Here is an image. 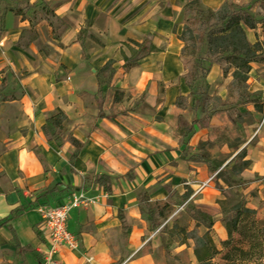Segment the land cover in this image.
Listing matches in <instances>:
<instances>
[{
    "label": "crops",
    "instance_id": "0c3cea01",
    "mask_svg": "<svg viewBox=\"0 0 264 264\" xmlns=\"http://www.w3.org/2000/svg\"><path fill=\"white\" fill-rule=\"evenodd\" d=\"M44 1L55 17L65 21V30L56 39L63 45L53 65L26 55L32 44L25 47L19 41L26 19L15 12L0 13V71L6 70V79H0V264H164L161 250L166 239L161 228L173 219L194 228L185 209L190 200L214 214L215 241L227 239L219 203L226 194L217 186L218 173L226 167L232 177L243 179L246 185L240 184V190L248 195V207H255L250 198L264 199L262 110L254 104L246 110L254 121L243 129L248 135L243 144L233 151L227 143L220 151L209 148L211 158L222 161H213L218 165L214 170L194 157L201 140L211 136L214 141L212 127L223 125L220 118L214 115L209 123H196L181 141L176 132L179 118L191 122L194 110L193 97L185 109L176 107L178 96L192 90L183 77L184 42L178 36L183 13L172 12L177 2L189 0ZM223 1L200 0L212 8ZM83 28L86 37L79 36ZM246 34L251 42L264 39L262 23L246 27ZM147 37L160 50L126 70L123 52L129 57L132 52L125 43ZM110 60V68L103 72ZM263 67L264 62H252L248 80L249 92L258 94L261 102ZM231 79L212 63L208 74L191 85H205L206 93L226 99ZM6 95L14 98L4 100ZM57 109L69 119L62 139L50 140L43 125ZM69 133L82 141L80 149L66 139ZM240 149L246 150L243 160L248 165L237 175L231 168ZM102 175L109 181L98 179ZM81 188L99 199L71 211L68 227L79 237V247L62 246L47 255L37 228L43 215L39 205L66 202ZM187 190L191 196L181 201ZM142 197L149 202L172 197L177 203L167 220L156 225L143 215L142 207L151 216ZM183 247L177 244L176 249Z\"/></svg>",
    "mask_w": 264,
    "mask_h": 264
},
{
    "label": "trees",
    "instance_id": "16d2710c",
    "mask_svg": "<svg viewBox=\"0 0 264 264\" xmlns=\"http://www.w3.org/2000/svg\"><path fill=\"white\" fill-rule=\"evenodd\" d=\"M184 20L182 32L178 35L184 42L181 48V54L183 57H188L184 60V66L186 72L183 77L189 82L196 80L200 77H205L212 65V63L218 64L225 77L231 76V81L227 85L228 97L223 102H238L240 103H252L257 109L263 111V102L255 96L253 92H249V73L252 68V62H264V58L260 55L262 48L260 47V40L251 42L246 34V27H257L259 23H263L264 19H258L257 16H264V0L255 1H243V0H224L220 7H203L200 0H189L185 5ZM46 18L41 14L38 17V21ZM136 45L141 50L142 54L131 60V57L124 53V59L126 60L123 67L126 70L130 69L135 63L143 56L149 54L151 51L160 50L150 38H145L142 42L135 41ZM127 44V43H125ZM147 44H149L147 46ZM204 47V54L201 53V49ZM132 56H135L136 50L131 48ZM129 61V63H127ZM207 62V66L202 62ZM112 61H108L103 66L102 71L106 72ZM3 84H0V89ZM192 92L187 95L180 94L176 100V107L179 109H185L188 106L189 97L193 96ZM204 99V106L213 103L212 108L220 105L222 101L221 97L217 94L205 93L202 95ZM11 95L3 97L6 99H13ZM119 99L117 92L115 93V101ZM221 100V101H220ZM222 102V103H223ZM240 115H251L249 111H239ZM68 115L61 109L55 110L50 116V119L43 125L45 133L49 139H62V135L65 133L66 122L68 121ZM202 118L194 117L191 122L186 121L180 116L179 124L176 128L177 134L181 137V141H184L185 136L189 135L195 129V124ZM67 140H70L77 149L82 146V141L77 140L72 134H67ZM213 142V137H209L206 140L199 142V153L195 155L194 159L207 162L209 165L221 164L222 161L211 158V151L209 147ZM242 157L246 155L245 152L239 153ZM75 163L78 159L75 158ZM247 160H243L241 165H233L231 170L239 174V171L245 168ZM210 166L214 170L218 165ZM227 168H223L218 177H222L225 180L224 174L227 173ZM230 179L229 175H227ZM98 179H105L109 181V177L106 175L99 176ZM217 186L226 194L224 199L219 200L222 208L221 221L227 229V239L222 240L223 245L226 247L234 239L233 235L237 232L243 237V240L249 241L248 248H238L240 251L239 259L230 256V253L224 255V262H217L214 260L215 256L220 252L217 248L216 241L212 234V228L215 222L214 214H210L202 209L196 208L193 202H188V215L192 221L196 223L194 228L181 227V232H185V238L193 239L194 252L197 257V264H244V260L253 262L254 264H264V217L259 218L255 216L257 209L248 207L243 200L239 203L230 205L229 196L220 185L219 179H217ZM109 185L107 189L109 190ZM191 190H187L182 194L181 201L187 200L191 195ZM145 201L149 205V214L152 218H164L168 211H170L173 204L177 202L168 197L165 201H153L149 202L142 197V202ZM143 215L146 219L147 211L142 207ZM252 217V218H251ZM247 218H251L249 225H243V221ZM158 225V223H154ZM203 229V230H202ZM181 242V243H183ZM232 261V263H229Z\"/></svg>",
    "mask_w": 264,
    "mask_h": 264
},
{
    "label": "rangeland",
    "instance_id": "374dc122",
    "mask_svg": "<svg viewBox=\"0 0 264 264\" xmlns=\"http://www.w3.org/2000/svg\"><path fill=\"white\" fill-rule=\"evenodd\" d=\"M185 5L186 3L180 5L177 2L176 8H173L172 12L173 16H175V13L177 11L183 13V15L181 14L180 16L183 18L181 22H183L184 20V10L186 8ZM4 12H15L17 16L19 15L23 19H26L28 21V24L26 25L27 28L24 30L25 33L19 39L20 44L25 47H28L29 44H32L31 47L27 49L26 55L31 59L37 56L43 61H46L48 64L53 65L54 61L57 60L59 52L63 45L57 42L56 39H58V37L65 30L64 19L55 17L54 11L51 9L48 3L46 4L44 0H0V13ZM41 14L45 15L46 18L38 21V17ZM262 18L264 19V16ZM262 28L264 29V22L262 23ZM87 32V29L83 28L80 31L79 36L86 37ZM130 42L126 44V49L129 52H131V48H134L136 50L135 56L131 55V60H134L135 57L140 56L142 52L136 45L135 41L130 40ZM148 45L149 44H147V46ZM260 47L262 48V52L260 55L262 56V58H264V39L260 40ZM201 50V53L204 54V47ZM187 59L188 57H184V60ZM127 63H129V61H127ZM202 64L207 66V62L203 61ZM5 73L6 70L1 69V81L6 79ZM261 75L264 77V72H261ZM193 81L191 80L189 82L190 88L192 90L191 92L192 94H194L193 96H191L193 97V105L191 106V108L192 110H194V117L198 118V115H202V119L199 121L198 124L209 123V118L214 115L224 122L221 126L212 127L213 136H215V139L211 143L210 147L213 148V150L217 149L218 151H220L219 149L222 147V145L224 143H227L228 149L233 151V149L237 148L238 143L243 144L244 141L247 140V132L243 129L249 128V125L254 121L252 114L240 115L238 112L239 110L245 112L248 107L254 103H242L243 100H241L240 103L223 102L224 99H222V101L220 100L221 102H219L220 105L215 108L211 107L213 106V103L208 104V106H204V99L202 95L205 94V91H208V89L205 85H203L202 88L197 87L195 84L191 85ZM257 95L258 94H255V96ZM239 152H246V150L240 149ZM235 159L237 166L241 165L243 157L238 154ZM227 175H229L230 179H228ZM224 176L225 180L221 177V180H219V182L220 185L223 186L224 190L226 191L225 193H227V195L229 196V204H237L240 202V200H243V202L246 204V197H248V195L240 190V184L244 186L246 185L243 179H240V177H232L228 171L224 174ZM249 201H254L253 204L255 205V207L251 208L257 209L255 216L259 218L264 217V199L260 197H254V199L250 198ZM147 207L149 208V205H147ZM185 209L186 211L189 210L188 205ZM147 217L151 218L150 220L153 224L159 222H161L162 224L168 218L167 216H165L164 218H152V215H147ZM251 218L245 219L242 224L249 225ZM183 226L190 229V223H182V220L180 219H173L171 222H168L165 226H162L161 230L164 233V239H166L165 248L161 250L162 256L165 259L164 264H191L192 260L190 259V257L193 258L194 264H197V257L193 248V239L190 238L187 239V241L183 242L185 238V232H181L180 230ZM233 237L234 239L226 247L223 245L222 240L220 242H216L217 248L220 252L215 256V261L224 262L223 257L228 252L230 253V256H234V258L239 259L240 251H238V248L249 247V241L245 242L243 240V237L240 236L237 232L234 233ZM177 244H184L182 251H177ZM229 263H232V261H229ZM244 264L254 263L252 261L249 262L247 260H244Z\"/></svg>",
    "mask_w": 264,
    "mask_h": 264
},
{
    "label": "built area",
    "instance_id": "2783aa9c",
    "mask_svg": "<svg viewBox=\"0 0 264 264\" xmlns=\"http://www.w3.org/2000/svg\"><path fill=\"white\" fill-rule=\"evenodd\" d=\"M260 120L259 127L264 124V101ZM102 195L108 196V192H104ZM98 199L97 195L90 194L87 189L81 188L74 190L70 195V199L66 202L53 205H39V209L43 215L37 228L38 234H40L47 245L45 252L47 255L54 253L62 246L79 247L81 242L79 237L68 227L71 211L87 207Z\"/></svg>",
    "mask_w": 264,
    "mask_h": 264
}]
</instances>
